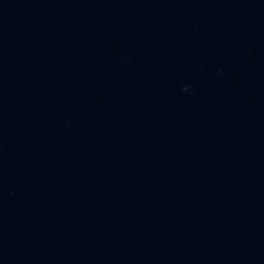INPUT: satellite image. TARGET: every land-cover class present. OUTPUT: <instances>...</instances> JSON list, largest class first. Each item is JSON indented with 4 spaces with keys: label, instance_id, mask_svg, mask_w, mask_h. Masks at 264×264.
<instances>
[{
    "label": "water",
    "instance_id": "95a60500",
    "mask_svg": "<svg viewBox=\"0 0 264 264\" xmlns=\"http://www.w3.org/2000/svg\"><path fill=\"white\" fill-rule=\"evenodd\" d=\"M0 264H264V0H0Z\"/></svg>",
    "mask_w": 264,
    "mask_h": 264
}]
</instances>
